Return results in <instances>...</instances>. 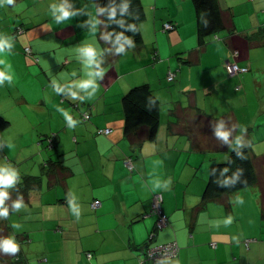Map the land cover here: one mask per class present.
Here are the masks:
<instances>
[{
    "label": "crops",
    "instance_id": "obj_1",
    "mask_svg": "<svg viewBox=\"0 0 264 264\" xmlns=\"http://www.w3.org/2000/svg\"><path fill=\"white\" fill-rule=\"evenodd\" d=\"M218 1L232 28L199 46L191 0H141V43L103 62L94 0H0V42L10 45L0 52L8 77L0 82V174L13 176L0 185L8 192L0 205L7 264H136L148 244L167 242L178 253L155 264H264L258 185L202 202L210 167L229 150L264 154V0ZM60 8L70 15L59 18ZM165 22L174 29L163 31ZM88 46L93 64L82 52ZM225 61L247 70L230 75ZM85 80L97 87L79 88ZM142 83L159 99L160 123L153 141L131 142L121 97ZM51 161L58 168L50 177ZM28 175L39 183L16 201L13 189ZM155 193L168 217L159 230L150 212ZM6 240L15 253L3 250Z\"/></svg>",
    "mask_w": 264,
    "mask_h": 264
},
{
    "label": "trees",
    "instance_id": "obj_2",
    "mask_svg": "<svg viewBox=\"0 0 264 264\" xmlns=\"http://www.w3.org/2000/svg\"><path fill=\"white\" fill-rule=\"evenodd\" d=\"M94 1L98 9L99 23L103 28L104 39H106L101 56L103 62L105 59L115 58L121 45L141 43L140 23L145 17L141 0ZM191 1L196 16L199 46L204 44L206 37L232 28L231 15L220 7L218 0ZM17 31L21 32L22 29L18 28ZM24 48L23 53L25 54ZM121 107L124 115L123 130L131 142H137L136 139L143 138L153 141L156 138L160 123V102L147 83L130 87L121 97ZM87 115L89 119V114ZM86 120L82 119V121ZM52 140L53 137L48 138L49 149L53 147ZM57 164L56 161L48 162L45 169L46 174L50 177L55 176ZM38 183L39 179L36 176L23 177L22 183H18L13 189V197L16 201L24 200L32 185L37 186ZM253 185H258L260 188V206L264 209V154L254 159L247 146L234 147L228 151L225 160L216 162L210 167L202 192V202L224 201L231 194ZM0 191L8 195V192L1 186ZM7 195L3 203H6ZM2 229L0 226V231ZM1 239L0 232V241ZM0 264H7L2 255H0Z\"/></svg>",
    "mask_w": 264,
    "mask_h": 264
},
{
    "label": "built area",
    "instance_id": "obj_3",
    "mask_svg": "<svg viewBox=\"0 0 264 264\" xmlns=\"http://www.w3.org/2000/svg\"><path fill=\"white\" fill-rule=\"evenodd\" d=\"M174 29V25L170 22H165L163 24V31H170ZM25 54L33 59L35 62H37L38 58L34 57L32 58V50L29 46H26L24 48ZM225 67L230 75H234L240 72H244L247 70L246 67H240L234 62L225 61L224 62ZM174 72L169 71L166 75V79L168 81H172L174 79ZM83 120L88 119L87 114H83ZM111 132L110 128H100L98 129L97 133L107 135ZM126 167L131 170L132 169V163L131 159L127 158L125 160ZM163 201V195L162 193H155L152 197L151 201V213L155 214L157 219L155 222V229L159 230L165 227L168 224V217L167 215L162 211L161 203ZM98 201H93L91 203L92 207L99 206ZM153 236V233L150 237ZM179 247L175 242H167L157 245H150L145 248L143 255L138 259L136 264H155V263H161L163 260L175 256L178 253ZM88 256H90V253H87Z\"/></svg>",
    "mask_w": 264,
    "mask_h": 264
},
{
    "label": "clouds",
    "instance_id": "obj_4",
    "mask_svg": "<svg viewBox=\"0 0 264 264\" xmlns=\"http://www.w3.org/2000/svg\"><path fill=\"white\" fill-rule=\"evenodd\" d=\"M8 4H13L14 0H7ZM61 16L59 18H66L70 15V13L68 11H66L64 8H60L59 9ZM5 47H10V45H7L4 42H0V52H3ZM123 50V45H121V47L117 50V51H122ZM83 55L87 57V61L89 64H93L95 63V56H96V50L91 47H85L84 49H82ZM98 67V65H97ZM89 75H93V73H89ZM95 76L97 77H102L104 75L103 70L97 71L94 73ZM4 79H8V77H6L3 73H0V82H2ZM79 88L82 89H87L89 87L95 88L97 87V85H95V82L93 80H85L82 81L79 85ZM59 90V89H57ZM73 96L76 95V93H72ZM66 115V114H65ZM219 136L224 137L226 139L227 134L226 133H221L218 132L217 133ZM13 183V176L9 175V174H0V185H10ZM7 193L0 191V204L3 203V199L6 197ZM17 208H19L21 205L19 203H17L15 205ZM0 215H6V210L4 209H0ZM3 250L5 252H11V253H15L17 251V245L14 244L11 240H6L3 242Z\"/></svg>",
    "mask_w": 264,
    "mask_h": 264
},
{
    "label": "rangeland",
    "instance_id": "obj_5",
    "mask_svg": "<svg viewBox=\"0 0 264 264\" xmlns=\"http://www.w3.org/2000/svg\"><path fill=\"white\" fill-rule=\"evenodd\" d=\"M145 1V0H144ZM164 3H170V2H173V0H162ZM171 6H173V4H171ZM220 32V31H219ZM219 32H217V33H219ZM196 41H197V43H198V39H197V32H196ZM31 57L32 58H34V57H37L35 54H34V52L32 51V55H31ZM151 58H152V56H151ZM169 82V81H168ZM201 120V119H200ZM47 150H49V148L47 149Z\"/></svg>",
    "mask_w": 264,
    "mask_h": 264
}]
</instances>
